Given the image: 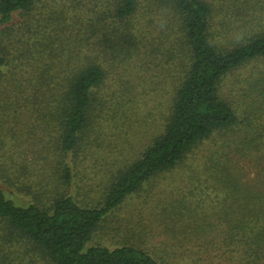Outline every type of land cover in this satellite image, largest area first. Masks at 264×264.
<instances>
[{"label":"trees","instance_id":"obj_1","mask_svg":"<svg viewBox=\"0 0 264 264\" xmlns=\"http://www.w3.org/2000/svg\"><path fill=\"white\" fill-rule=\"evenodd\" d=\"M260 59L264 0H0V264H264V190L228 152L197 156L242 123L243 150L264 149V72L244 75ZM119 126L130 149L84 179ZM182 168L181 218L164 203L153 222L141 193Z\"/></svg>","mask_w":264,"mask_h":264},{"label":"rangeland","instance_id":"obj_2","mask_svg":"<svg viewBox=\"0 0 264 264\" xmlns=\"http://www.w3.org/2000/svg\"><path fill=\"white\" fill-rule=\"evenodd\" d=\"M252 74L254 77L257 76L260 72H264V59H260L254 63L249 64L247 71L245 73ZM226 84V83H225ZM227 85V84H226ZM155 95V94H154ZM254 100H255V95H252ZM161 104L156 103L154 99L150 102L148 105V110L149 111H154L156 112V108L154 107V104H158V106L162 109L163 103L165 99L163 96L159 97ZM234 102H236L237 109L240 111L244 110L247 108V106L254 100H251L249 97H239L237 94L234 97ZM255 108V106L249 107L248 109ZM254 110V109H253ZM144 113H146L144 111ZM253 115H260V118L258 117V120L256 122H264V110L261 109H255L252 111ZM244 114V113H243ZM141 118V127L144 129L143 132L145 131L144 136L142 139H139L138 142L140 143L138 147L140 148L141 145L147 143L151 139V135L154 134L152 131V124L148 123L147 117H145V114ZM146 120V122H145ZM145 122V123H143ZM31 123H27L24 119L20 122V125H18L17 128V135L19 136L18 141L23 142L25 146H27L29 142H33L34 140L38 139L39 134L33 133V129L30 126ZM159 124V123H158ZM157 124V126H159ZM32 129V130H31ZM128 128L124 126H119L116 128H110L109 129V134L111 135L110 140H103L102 144H100L99 148L95 149L96 152L92 157H88L86 159V163H84V170L86 172V176L84 179H87V177H90L89 181L91 179L93 181L99 180L101 176L100 168L103 165L104 162H111V160H114L115 157L118 159H121L123 157L120 156L121 153H126V149H130V147L125 143L124 141L125 136L127 135V132H130L129 130L127 131ZM243 129H249L246 126V123L240 124L239 127H236L234 129H230L228 131H222L219 133L214 134L212 138L209 140L205 141L200 148L197 150V156H204V154L211 153L212 151L219 150L228 152L230 154L231 158V165L234 167V169L237 172H240L241 175V182L243 185L251 187L253 184L255 185V189H261L264 190V149H261L260 146L258 147H253V145H249L246 149L243 150V138L245 131ZM260 129V128H259ZM147 131V132H146ZM248 131V130H247ZM113 138V139H112ZM257 141L260 140L261 138H256L254 137ZM263 141V139H261ZM111 141V143H110ZM228 144V145H227ZM134 146V145H133ZM134 147V149H136ZM119 149V150H117ZM102 157V158H101ZM197 159V158H196ZM105 165V164H104ZM89 175H88V174ZM180 174H186V170L184 168L178 170L175 172V174H169L166 176L164 179L160 180L156 185L150 186L149 192H143L141 193L142 196L147 198L149 202H147L146 207L143 209V212L145 214L150 215V219L153 220V222H158L160 220L161 223H167V217L163 216L160 218L157 213V208L159 206H163L164 203H166V207L170 208L174 206V202L171 198V192H170V185L172 183V178L175 176L178 178ZM176 182L175 184H177ZM253 187V186H252ZM160 200V201H158ZM138 201H134L133 205L131 204L127 208L123 210V212H129L135 215V222L140 220L138 219L137 214H139V211L137 207ZM135 203V204H134ZM178 206L175 207L176 212L178 214ZM151 212V214H150ZM137 213V214H136ZM180 214V213H179ZM178 214V217L180 216ZM130 215V214H129ZM188 217L191 219V217L188 215ZM129 218V217H128ZM181 218V216H180ZM131 220V219H130ZM149 221V220H147ZM147 221H144L142 223H147ZM170 223V220L168 221ZM175 225L176 228V236L178 237V234L180 231L178 230V227L180 228V220L177 218L175 223H170L167 231V241L172 244L173 241V231H172V225ZM186 233L184 232V235ZM183 235V236H184Z\"/></svg>","mask_w":264,"mask_h":264}]
</instances>
